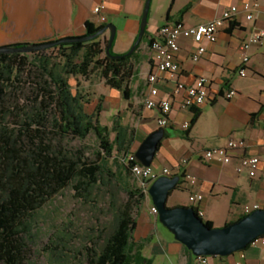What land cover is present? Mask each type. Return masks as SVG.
<instances>
[{"label":"crops","instance_id":"obj_1","mask_svg":"<svg viewBox=\"0 0 264 264\" xmlns=\"http://www.w3.org/2000/svg\"><path fill=\"white\" fill-rule=\"evenodd\" d=\"M256 2L263 9L254 14V20L248 21L247 14L240 10L234 20L239 28L230 32L229 24L219 33L214 44L208 41L198 44L193 39L180 37L176 60L182 67L181 81L191 86L199 78L207 77L211 82V99L198 109L200 115L193 126L196 109L181 108L185 93L176 95V84L166 77L157 85V101H170L173 110L167 128L169 137L163 140L153 167L159 172L169 169L172 177L185 175L184 190L174 191L172 199L181 197V193H188L190 198L194 194L204 195L203 203L189 207L203 210V220L212 222L215 228L237 222L247 215V207L252 211L255 206L264 209V40L249 52L250 63L245 67L247 77L240 75L244 68L242 45L257 30L264 31V0H153L147 38L137 51L133 97L126 101L137 118L134 145L137 152L145 139L159 129L161 114L160 110H148L144 105V100L149 97L147 78L155 72L148 42L157 38L165 24L182 22L187 27H196L212 22L232 7ZM99 3L107 8L106 25L114 24L117 28L114 52L128 54L139 37L147 0H0V47L83 37L87 23L102 25L94 13V7ZM187 8L188 12L181 15ZM104 37L109 39L110 32ZM200 46L206 49V53L195 62L194 55ZM230 90L238 92L233 100L225 97ZM186 123H190L187 130ZM187 131L189 135L185 137ZM230 141L244 143V148L231 152V163L206 160L207 151L225 147ZM244 157L260 158L261 165L255 177H251L248 170L239 171ZM183 160L188 163L184 164ZM189 177L195 178L196 183L193 184ZM176 194H180L179 197H175ZM145 206L148 213L141 212L136 235L142 227L144 233L136 236V240L155 238L145 250V256L149 252L151 257L147 258L152 259L153 264L158 256H163L171 264H200L197 257L174 237L156 240L160 222L152 214L155 206L151 199ZM239 263L264 264V246H250L233 256L211 257L209 260V264Z\"/></svg>","mask_w":264,"mask_h":264},{"label":"trees","instance_id":"obj_2","mask_svg":"<svg viewBox=\"0 0 264 264\" xmlns=\"http://www.w3.org/2000/svg\"><path fill=\"white\" fill-rule=\"evenodd\" d=\"M188 10L185 9L181 15ZM106 26L87 23L83 37L96 35ZM238 28L239 25L232 22L229 31ZM146 38L147 32L143 42ZM153 41L148 42L149 46ZM114 44L110 55V38L104 36L29 54L0 55V106H4L7 97L18 100L16 93L25 86H31L35 97H29V100L41 101L42 106L50 109L54 116L52 130L44 127V116L37 123L40 127H34L33 121L23 122L16 128L18 135L13 132L9 136L6 128L0 130V264H27L31 254L26 236L30 224L54 196L71 190L78 197L87 198L101 185L103 178L117 180L120 176L125 178L128 201L115 210L110 234L104 237L102 232V238L90 241L86 247L85 264H153V260L144 254L153 237L136 240L139 217L150 199L145 189L134 184L137 182L132 172L135 163L128 161L130 155L136 154V129L124 125L120 115L115 117L112 127L103 126L104 100L100 99L96 111L89 114L86 106L90 102L80 91L79 82L77 93L73 92L71 84L73 79L90 82L99 78L129 102L133 97L132 82L137 73V51L128 56L118 55L114 52ZM22 45L25 44L18 46ZM52 51H58L60 55L53 57L50 55ZM19 108L17 104L16 110ZM194 113L192 126L200 111L196 109ZM50 134L63 141L68 138L86 141L94 136L99 148L91 158L85 149L69 151L63 142L54 143L49 138ZM188 135L189 131L185 132L184 136ZM168 137L169 133L165 138ZM119 158L122 159L121 169L116 175L110 162L118 163ZM179 177L181 182L177 190L183 191L186 176ZM191 208L199 216L197 208ZM205 223L215 228L212 222ZM99 240L100 244L97 243Z\"/></svg>","mask_w":264,"mask_h":264},{"label":"rangeland","instance_id":"obj_3","mask_svg":"<svg viewBox=\"0 0 264 264\" xmlns=\"http://www.w3.org/2000/svg\"><path fill=\"white\" fill-rule=\"evenodd\" d=\"M50 55L58 57L60 54L58 51H52ZM78 82L80 91L85 99L90 102V105L86 106L87 113H94L100 99L104 100V110L101 114L103 126L112 127L115 117L120 115L124 125L137 129V118L136 116L134 118L132 108L127 107L126 101L119 92L104 86L103 82L96 78L90 82L73 79L71 84L74 93H77ZM16 97L18 100L7 97L4 106H0V130L6 128L9 136L13 132L18 135L16 128L25 121H33L34 127H40L37 123H40L42 116L46 119L43 122L44 127L52 130L53 112L44 108L41 101L36 102L32 98L29 100V97H35L31 86H25L21 92L16 93ZM17 104L20 105L19 110H16ZM173 135L176 136V133ZM49 138L54 143L63 142L69 151L85 149L91 158L95 157L94 155L99 148L94 136H90L86 141L75 138H68L63 141L52 134ZM119 161L118 163L114 160L110 162V167L116 175L121 169L122 159L119 158ZM123 179L125 178L122 176L117 180H112L109 177L103 178L101 185L93 189L86 196L87 198L78 197L71 190L62 191L54 196L37 212L30 224L26 236L31 254L27 264H85L86 247L90 241L94 238H102V232L105 233L104 237L110 234L115 210L128 201V193ZM134 184L136 187H141L139 182ZM176 195L175 197H179L180 194ZM191 205L192 202L188 193H181V197L174 199L170 196L168 200V207L170 208L189 207ZM142 212L148 213V207L145 206ZM135 216L137 217V213ZM143 233L142 227L136 236L139 237ZM156 235L157 241L174 237L161 223L157 224ZM100 241L97 243L100 244ZM154 241L155 238L152 243ZM146 255L151 257L149 252H146ZM155 264L171 263L167 262L163 256H158Z\"/></svg>","mask_w":264,"mask_h":264},{"label":"built area","instance_id":"obj_4","mask_svg":"<svg viewBox=\"0 0 264 264\" xmlns=\"http://www.w3.org/2000/svg\"><path fill=\"white\" fill-rule=\"evenodd\" d=\"M106 6L104 4H96L94 7V13L99 17L100 23L106 25L108 22L106 12ZM263 9L259 3H244L241 7L235 6L230 10L224 12V14L213 20L210 23L199 25L196 27H187L182 22L174 24H165L158 32L157 38L154 39L150 45L152 64L155 68V72H152L147 78V84L149 86V97L144 100V105L148 110H160V117L158 119V125L160 128H168L170 125V115L173 107L170 101H157L159 95L158 83L166 77L168 80L176 84V95L185 93V97L181 103V108L184 110L200 109L208 104L211 99V82L207 77L199 78L194 85L187 86L181 81L182 67L176 60V55L180 51L179 39L185 37L193 39L196 43L201 44L204 41H208L214 44L218 41L219 33L230 23L234 22L236 15L240 10L247 14L248 21L254 20V14ZM264 40V31L257 30L251 35L241 48L244 68L240 71L241 77H247V70L245 67L250 63L249 52L253 46L261 45ZM206 53V49L200 46L194 55V61L198 62L199 59ZM238 95L236 90H230L225 94L227 100H233ZM190 123L185 124V129H189ZM244 148L243 142L230 141L227 146L212 149L206 152L205 158L209 162L218 161L220 163L229 164L233 160L231 152ZM129 163L134 162L132 172L135 180L141 183V188L145 189V192L149 195V189L152 184L161 177H172L171 171L165 169L162 172L157 171L153 166L146 167L139 163L136 154L130 155L128 158ZM184 164L188 163V160H183ZM261 165V160L258 157H244L241 162L240 172L248 170L251 177L257 175ZM193 184L196 183L195 178H188ZM192 204L203 203L205 196L202 194H194L190 198ZM199 216L204 217V211L197 209ZM260 210V206H255V211ZM254 211L250 207L246 208V214L250 215ZM152 214L159 217V211L156 207L152 208ZM250 246L259 247L264 246V237L252 242ZM211 257H199L197 258L200 264H209ZM242 264V263H239Z\"/></svg>","mask_w":264,"mask_h":264},{"label":"water","instance_id":"obj_5","mask_svg":"<svg viewBox=\"0 0 264 264\" xmlns=\"http://www.w3.org/2000/svg\"><path fill=\"white\" fill-rule=\"evenodd\" d=\"M153 0H147L141 23L139 37L126 56L135 53L143 42L149 25ZM110 32V49L116 36L117 28L109 24L93 36L65 38L41 44L0 47V55L29 54L53 49L64 44L83 43L105 36ZM167 134L166 128H160L150 134L136 152V157L143 166L152 167L160 146ZM179 176L161 177L149 189L150 199L159 211V222L173 234L175 240L185 246L195 257L226 258L245 251L255 240L264 236V209L256 210L243 219L223 228H210L191 207H168L171 194L177 190Z\"/></svg>","mask_w":264,"mask_h":264}]
</instances>
